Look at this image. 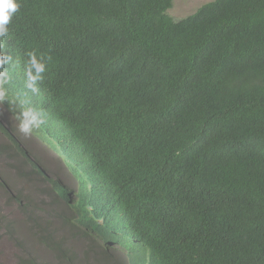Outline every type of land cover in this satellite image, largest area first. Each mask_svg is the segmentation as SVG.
I'll list each match as a JSON object with an SVG mask.
<instances>
[{
  "label": "trees",
  "instance_id": "trees-1",
  "mask_svg": "<svg viewBox=\"0 0 264 264\" xmlns=\"http://www.w3.org/2000/svg\"><path fill=\"white\" fill-rule=\"evenodd\" d=\"M19 2L7 87L83 175L70 203L0 112L10 263L264 264V0Z\"/></svg>",
  "mask_w": 264,
  "mask_h": 264
},
{
  "label": "clouds",
  "instance_id": "clouds-1",
  "mask_svg": "<svg viewBox=\"0 0 264 264\" xmlns=\"http://www.w3.org/2000/svg\"><path fill=\"white\" fill-rule=\"evenodd\" d=\"M20 7L21 5L19 0H0V43L3 42V38L9 36V25L12 21L13 16L19 12ZM28 56L29 59L25 65L24 70L25 87L32 93H37L39 91V87L35 82L42 81L44 79V76H41L40 73L46 72L48 70L47 64L48 61L51 60V57H38L33 53H29ZM11 61V56H5L3 51H0V105L3 106V104L7 103L9 110L3 106L4 110H8L12 113V118L17 121L16 127L27 140H29L30 138L38 139L49 148V151H53L52 153L56 158L58 157V159L60 160L64 159V161L72 164L71 170L79 178V184H77L76 182V193L71 190L66 184L59 182L55 178L54 180L64 185L67 191L66 195L70 200V203H72L74 200L77 201V195L82 185L81 176L83 175V173L80 171V169H78L76 164L72 162L70 158H66L60 153V145L54 138L51 137V135L48 133V130L39 129L48 120L46 119V114L43 111L30 106L26 99L20 96H13L10 93L7 85L11 79V76L9 71L4 68V65L10 64ZM47 138L53 140V143H50ZM64 165L68 173H70V175L74 178L73 174L66 167L65 162Z\"/></svg>",
  "mask_w": 264,
  "mask_h": 264
},
{
  "label": "rangeland",
  "instance_id": "rangeland-1",
  "mask_svg": "<svg viewBox=\"0 0 264 264\" xmlns=\"http://www.w3.org/2000/svg\"><path fill=\"white\" fill-rule=\"evenodd\" d=\"M213 0H174L173 7L167 12L175 21L182 20L189 15H192L198 8L202 5L212 2ZM0 112L2 113V120L7 122L9 125L15 126L17 121L12 118V113L8 110H4L3 106L0 105ZM50 143H53V140L47 138ZM2 138L0 136V142ZM27 148L30 150L31 154L36 157L42 163L43 167L46 169L47 173L57 179L59 182L66 184L71 190L76 193V182L79 184V178L71 170L72 164L63 160L56 158L55 155L49 151V148L44 145L41 141L36 138H30L27 140ZM66 167L73 174L74 178L68 173ZM76 180V181H75ZM131 246H129V249ZM0 256L3 259L2 264H11L10 263V253L9 249L0 246ZM128 264H139L138 259L132 258Z\"/></svg>",
  "mask_w": 264,
  "mask_h": 264
}]
</instances>
